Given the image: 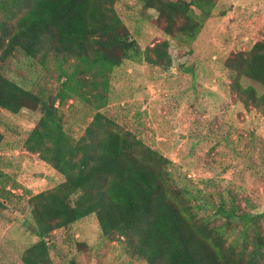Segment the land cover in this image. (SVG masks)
<instances>
[{
  "label": "trees",
  "instance_id": "1",
  "mask_svg": "<svg viewBox=\"0 0 264 264\" xmlns=\"http://www.w3.org/2000/svg\"><path fill=\"white\" fill-rule=\"evenodd\" d=\"M116 2L0 0V60L20 51L44 67L53 61L60 69L54 96L0 71V108L14 114L30 108L40 114L12 149L38 154L62 176L58 184L28 199L39 240L23 251V263L53 264L54 252L59 254L54 232L96 215L103 237L124 241L146 264H264V212L237 215L221 206L226 221L215 225L200 213L206 205L174 183L168 169L172 160L102 111L110 101L112 73L126 60L171 72L183 69L193 53L192 47L182 52L168 39L142 48ZM140 2L158 11L168 35L189 46L208 20L226 14L217 10L218 0ZM225 67L243 102L264 108V94L240 81L248 77L264 85V38L227 57ZM72 98L94 110L80 137L69 131L62 110ZM5 142L0 130V163ZM5 174L0 168V214L15 194L3 184ZM239 221L244 227H237Z\"/></svg>",
  "mask_w": 264,
  "mask_h": 264
},
{
  "label": "rangeland",
  "instance_id": "2",
  "mask_svg": "<svg viewBox=\"0 0 264 264\" xmlns=\"http://www.w3.org/2000/svg\"><path fill=\"white\" fill-rule=\"evenodd\" d=\"M217 5L226 14L208 20L189 46L165 32L156 9L145 8L140 0H117L116 10L142 48L168 39L182 52L192 47L193 53L183 69L171 72L126 60L112 73L110 101L102 111L169 157L174 183L186 186L191 197L206 205L200 213L222 226L226 215L221 206L237 215L264 212V108L243 102L225 67L227 57L264 38V0H218ZM0 71L48 96L60 87V69L53 61L44 67L20 51L0 60ZM240 81L264 94V85L248 77ZM62 110L72 135H83L94 110L75 98ZM39 118L30 108L17 114L0 108L7 146L0 168L6 173L3 184L15 193L0 214V264H24L23 251L39 240L31 229L35 222L28 199L62 180L38 154L12 149ZM242 224L239 221L237 227ZM261 224L264 234V218ZM65 230L54 232L59 254L54 252L53 264H146L124 241L103 237L96 215ZM79 243L85 245L78 247Z\"/></svg>",
  "mask_w": 264,
  "mask_h": 264
},
{
  "label": "water",
  "instance_id": "3",
  "mask_svg": "<svg viewBox=\"0 0 264 264\" xmlns=\"http://www.w3.org/2000/svg\"><path fill=\"white\" fill-rule=\"evenodd\" d=\"M41 175H43V173H41ZM32 230H35L33 227H31Z\"/></svg>",
  "mask_w": 264,
  "mask_h": 264
}]
</instances>
